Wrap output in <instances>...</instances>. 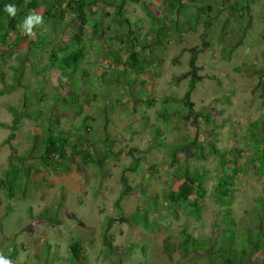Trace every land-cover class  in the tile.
I'll list each match as a JSON object with an SVG mask.
<instances>
[{"label": "rangeland", "instance_id": "rangeland-1", "mask_svg": "<svg viewBox=\"0 0 264 264\" xmlns=\"http://www.w3.org/2000/svg\"><path fill=\"white\" fill-rule=\"evenodd\" d=\"M139 1L147 3L154 17L163 14L160 0L124 2L131 24L129 40L136 36L138 43L154 25ZM209 1L212 10H200L202 16L193 30L163 39L162 46L151 43L154 51L144 49L153 57L140 73H112L121 66L94 55L100 39L85 25L79 33L85 54L72 76L82 88L78 99L86 100L78 116L71 117L73 105L58 102L50 115L46 98L45 106L38 103L43 115L35 119L22 116L15 129H9L15 111L7 107L22 106L21 93L28 89L22 84L43 80L42 73L31 74L27 65L41 66L44 61L43 57L35 61L31 52L23 55L26 39L12 47L9 55L0 57V122L5 124L0 126V176L8 157L32 148L35 133L46 134L45 126L51 128L54 120L71 142H77L85 134L80 126L84 113L90 117L91 130H86V135L111 141L113 152L103 164L87 165L85 171L76 166L67 172L44 169L40 164L36 168L35 159L28 158L17 174H9L4 181L7 187L0 194V256L10 264H69L66 244L72 240L80 242L84 264H207L210 256L205 254L166 255L164 240H176L181 228L193 236L206 237L223 226V207L211 198L220 194L218 183L231 195L230 215L235 220L242 219L252 205V210L259 208L254 199H264V175L256 177L249 161L251 145L243 137L248 130L264 131V0L250 1L245 33L236 13L233 16L226 9L228 4L224 8L219 0ZM52 21L39 24V32H45L47 40L64 44L76 34L69 13L58 27H52ZM113 41V48L120 46L115 38ZM134 48H138L136 43ZM9 66H23V71L19 85L5 90L3 85L11 83ZM82 69L85 73L79 74ZM101 71L102 78L110 77L108 83L90 79L93 72ZM52 76L44 83L51 93L52 84L59 80ZM64 80L59 84L68 94ZM27 94L33 99V93ZM164 97L168 98L166 104ZM46 117L50 121L45 125ZM210 142L217 149H234L238 158L234 167L217 165L216 156L206 150ZM104 146L97 142L95 147L102 151ZM198 146L207 152L203 160L193 152ZM238 150L240 157L236 156ZM34 151L35 156L39 154V150ZM241 165L246 166V172L238 171ZM186 166L188 179L196 177L195 169H204L205 194L196 199L200 207L197 218L189 209L177 210L173 217L161 196L178 187ZM190 170L191 176L187 173ZM7 188L12 194L9 199L5 198ZM152 196L158 198L159 208L164 207L162 212L152 208L148 199Z\"/></svg>", "mask_w": 264, "mask_h": 264}, {"label": "trees", "instance_id": "trees-1", "mask_svg": "<svg viewBox=\"0 0 264 264\" xmlns=\"http://www.w3.org/2000/svg\"><path fill=\"white\" fill-rule=\"evenodd\" d=\"M125 1L137 2L138 0H0V57H3L4 53L9 55L11 50H13L12 47H16L20 41L26 39L27 48L24 50L23 55L26 56L31 52V56L35 61H41L42 57L44 61H42L41 66L27 65L31 74L37 76V74L42 73L43 80L34 81L31 85L29 83L22 84L23 88H28L21 93L22 106L19 109H15L12 106L7 107L11 112L15 111L9 124V129H15L22 116H31L35 119L43 115L42 107L39 108L38 103L40 102V105L43 104L45 106L46 98L49 101L48 106L50 105L51 107L47 111L50 115H54L51 110L54 108L55 102H58L60 105L61 103L73 105L71 117L74 115L78 116L81 106L86 100L84 98L78 99L82 88L75 79H72V76L77 71L79 62L85 54V42L79 40V33L84 29L85 25L90 26V33L100 39V44L96 47L94 55L104 56L111 60L114 66H121L120 70L117 68L112 73H123L125 75L128 71L140 73L152 62L153 54L144 53V49L154 51L151 43L162 46L163 39L169 40L172 36H180L183 31L193 30L202 16L200 10L203 9L207 12L213 8L209 0H160L163 14L161 17H154L147 3L139 1L140 7L151 18L154 25L150 29V34L143 36L138 43L136 36H133L130 41V36L127 34L131 24L124 13L123 5ZM219 1L224 5V8L228 4L226 9L230 10L233 16H237H235V19L242 27V33H245L246 28L243 24L244 21H248V15L245 12L251 0H240V5L237 3L238 1L233 0ZM6 5L16 6L17 12L14 17L5 11ZM106 7H110L111 10H106ZM189 9L192 10L187 11ZM66 13H69L73 18L74 24H76V34H71L68 42L65 41L64 44H55L51 40H47L45 32H39V24L32 29L34 36L27 35L22 31L23 21L29 14L40 16L42 18L41 23L44 25L54 19L51 22L52 27H58L59 22L62 21ZM109 30L112 34H110ZM113 38L120 42V46L113 48ZM135 43L137 44V49L134 48ZM154 59L159 58L154 56ZM9 69L11 70V83L3 85L5 90L19 85L23 66H9ZM80 73L83 74L85 72L82 69L79 71ZM53 74L59 80L63 81L65 79L64 83L70 93L65 94L59 84V80L58 83L56 81L52 84V93L45 90L44 83L48 82V75L53 77ZM91 78L102 79L104 83H108L111 80L110 77L102 78V71L98 74L93 72ZM76 87H78L77 90ZM27 93H33V99L31 98L32 94L28 95ZM162 101L166 104L168 98L164 97ZM150 102L151 99L146 100V103ZM165 104L162 106V110H164ZM61 108L64 110L63 106ZM162 110L159 113V117H162ZM89 118V115L85 113L81 116L80 126L85 134L77 142H71L69 136H66L64 131L57 128L55 120L51 122V128H49L46 124L50 121V117H46L44 119L46 125L44 131L47 133L44 134L42 132L40 136L35 133L34 141L31 142L32 148L28 147L21 153L8 157L7 167L1 172L0 176V194L1 192L3 193L1 189L7 187L4 181L9 177V174H17L19 168H23L22 163L28 158L31 160L35 159L33 164L36 168L37 164H40L44 169L50 167L53 171L59 169L64 172L71 170L74 166L81 171H85L88 168L87 165L98 166L103 164L105 159L113 153L109 144L111 141L105 142L101 138L88 137L86 135V130H91L87 121ZM0 126L5 127V124L0 122ZM243 138H246L251 145L252 154L249 161L252 162L251 167L255 170L256 177H260L264 175V131L261 128L248 130ZM97 142L103 143L105 149L102 151L98 150L95 147ZM173 148L177 149L178 146L175 145ZM36 149L39 150V154L35 156L34 150ZM193 149L197 156L196 158H201L202 160L207 157V152L215 155L217 165L220 167L226 165L229 167L233 165L234 167V164L238 161V158L236 159L233 154L232 150L234 149H217L211 142L208 144L207 152L200 146ZM241 153L238 150L236 156L240 157ZM75 155L76 158H74ZM77 159H80L79 163ZM186 169L187 166L179 175L182 181L178 187L169 188L161 196L169 204L166 206V210L171 212L173 217H176L175 213L177 210L189 209L192 217L197 218L200 207L196 199L203 197L205 194V189L202 185L205 180L204 169H195L193 173L197 175L193 179L186 177L184 174ZM246 170V166L241 165L238 168L240 172H246ZM187 173L191 176V170ZM216 186L219 188L220 194L211 196V198L223 207V226L220 229H213L211 234L206 237L193 236L185 228H181L178 231L179 237L176 240H164L163 252L166 255H171L175 252L185 257L205 254L210 256L207 264H264V199L256 197L254 200L257 199L259 208L252 210V205L243 212L242 219L235 220L230 215L229 204L232 199L227 187L222 189L223 185L220 183L216 184ZM261 191L264 196V182L261 185ZM7 192L5 198L9 199L12 197L9 188H7ZM148 199L152 208L157 211L156 213L164 210V207H158L159 203L156 196L148 197ZM218 229L219 232H217ZM80 250L81 244L77 240H72L66 244L69 264H84V254ZM12 255H14V251Z\"/></svg>", "mask_w": 264, "mask_h": 264}, {"label": "clouds", "instance_id": "clouds-1", "mask_svg": "<svg viewBox=\"0 0 264 264\" xmlns=\"http://www.w3.org/2000/svg\"><path fill=\"white\" fill-rule=\"evenodd\" d=\"M5 11L10 15V16H15L17 9L15 5H6L5 6ZM42 21V18L38 15L35 14H29L26 19L23 21L22 24V31L30 36H34L35 34L33 33L32 29L35 25L40 24ZM0 264H10V261L5 259L3 256H0Z\"/></svg>", "mask_w": 264, "mask_h": 264}]
</instances>
